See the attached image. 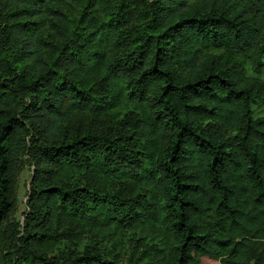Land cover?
<instances>
[{
  "label": "trees",
  "instance_id": "16d2710c",
  "mask_svg": "<svg viewBox=\"0 0 264 264\" xmlns=\"http://www.w3.org/2000/svg\"><path fill=\"white\" fill-rule=\"evenodd\" d=\"M0 264H264V0H0Z\"/></svg>",
  "mask_w": 264,
  "mask_h": 264
},
{
  "label": "rangeland",
  "instance_id": "374dc122",
  "mask_svg": "<svg viewBox=\"0 0 264 264\" xmlns=\"http://www.w3.org/2000/svg\"><path fill=\"white\" fill-rule=\"evenodd\" d=\"M32 170L30 168H23L17 182V204L16 208L13 212V218L15 220H23L24 219V213L26 211V201L28 196V189L30 185V179H31ZM135 236L137 239H140L139 237H143L145 240L141 241H134V246H139L135 248H139V251L141 252L144 248L147 250L146 252H149L154 255L156 252V248L161 245H164V234L152 231L151 229L148 230H137L136 232H128L123 237H119L116 241L110 242V248L116 252H121L122 255L127 254V246H129V242H127L128 239L133 240ZM136 239V240H137ZM140 242L144 246L140 248ZM153 259V258H152Z\"/></svg>",
  "mask_w": 264,
  "mask_h": 264
}]
</instances>
